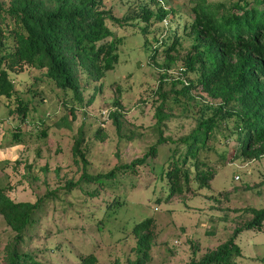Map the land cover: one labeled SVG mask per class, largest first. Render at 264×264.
Wrapping results in <instances>:
<instances>
[{"label": "trees", "instance_id": "16d2710c", "mask_svg": "<svg viewBox=\"0 0 264 264\" xmlns=\"http://www.w3.org/2000/svg\"><path fill=\"white\" fill-rule=\"evenodd\" d=\"M189 1L188 13L136 0L123 15H117L106 7L105 0H0V107L7 109L0 119L17 118L5 131L6 146L26 142L25 136L33 133L26 129L29 122L39 128V137L48 135L52 124L47 120L52 115L42 111L38 96L51 92L69 112L95 100L107 73L120 60L125 36L116 27H136L144 35V48L140 47L153 50L152 58L165 68L177 61L171 50L179 51L185 39L192 40L191 48L181 56V72L187 78H172V85L165 89L167 72L161 75L157 90L161 101L154 123L159 135L142 155L106 171L90 172L84 150L86 133L79 129L72 146L74 159L82 162L78 179H70L34 201L15 200L7 186H0V217L14 233L5 245V264L41 262L25 249L29 228L62 189L70 194L83 188L84 182L119 186L149 167L157 180L154 188L160 181L162 188L167 186L168 197L195 193L210 185L227 163L264 155V0ZM184 17L189 20L180 31ZM160 48L166 53L162 61L157 59ZM17 75L23 78L20 82L27 83L18 86ZM194 90L206 92L207 101L197 98ZM171 99L183 104V115L191 123L188 128L182 123L185 130L181 133H164L173 117ZM37 110L43 115L34 118ZM110 115L121 132L120 112L116 109ZM53 125L72 127L67 114ZM254 210L255 216L238 226L229 239L193 258L191 264H234L243 253L236 240L240 230L262 227L264 206ZM152 221L149 216L132 226L137 236L135 264H145L150 256ZM79 264H98V256L82 255Z\"/></svg>", "mask_w": 264, "mask_h": 264}, {"label": "rangeland", "instance_id": "374dc122", "mask_svg": "<svg viewBox=\"0 0 264 264\" xmlns=\"http://www.w3.org/2000/svg\"><path fill=\"white\" fill-rule=\"evenodd\" d=\"M135 1L105 0V5L114 14L123 15ZM137 1L183 13H188L191 5L189 0ZM186 17L180 19V31L189 20ZM176 22L173 20V25ZM116 31L125 36L120 60L107 73L104 86L93 102L69 112L51 92H46V97L38 96L42 111L52 115L47 120L52 124L49 133L39 137V128L29 122L26 129L33 133L29 131L26 142L15 145L4 143L5 131L17 123V118L0 119V186H7L13 199L34 201L80 177L82 162H76L72 150L79 129L86 133L84 150L89 159L88 169L93 173L131 161L156 141L159 132L154 123L156 107L161 101L157 91L161 75L167 72L165 89L172 85V78H187L181 72V56L191 48L192 40L185 39L179 51L171 50L177 61L165 68L152 58L153 50L142 49L144 35L136 27L119 26ZM162 50L157 54L160 61L166 57ZM188 74L194 75L191 71ZM16 79L18 86L27 83L20 82L23 79L20 75ZM200 91L193 93L207 101L206 92ZM171 100L173 117L167 121L169 129L164 133H181L185 130L181 124L186 123L188 128L191 123L183 115V104ZM116 109L122 121L121 132L110 115ZM42 111H34V118L43 115ZM6 113L7 109L1 106L0 115ZM65 114L72 127L53 125ZM148 169L130 175L119 186L97 187L84 182L83 188L70 194L62 189L52 197L47 209L29 228L25 249L41 261L34 264H79L80 257L89 253L98 256V264H135L137 236L132 226L149 216L153 218L154 241L145 264H191L193 258H200L226 241L238 226L252 219L256 214L254 208L264 206V155L231 161L219 168L210 185L195 193L171 197L167 196V186L162 188L160 181L154 188L155 173ZM13 234L0 217V264H5V245ZM236 240L243 253L234 264H264V220L260 228L240 230Z\"/></svg>", "mask_w": 264, "mask_h": 264}]
</instances>
